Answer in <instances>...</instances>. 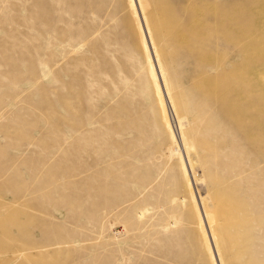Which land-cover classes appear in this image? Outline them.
<instances>
[{
  "label": "rangeland",
  "instance_id": "1",
  "mask_svg": "<svg viewBox=\"0 0 264 264\" xmlns=\"http://www.w3.org/2000/svg\"><path fill=\"white\" fill-rule=\"evenodd\" d=\"M0 264H264V0H0Z\"/></svg>",
  "mask_w": 264,
  "mask_h": 264
}]
</instances>
